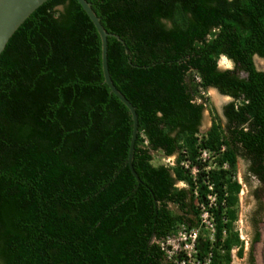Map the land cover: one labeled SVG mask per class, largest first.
Listing matches in <instances>:
<instances>
[{"label": "trees", "instance_id": "obj_1", "mask_svg": "<svg viewBox=\"0 0 264 264\" xmlns=\"http://www.w3.org/2000/svg\"><path fill=\"white\" fill-rule=\"evenodd\" d=\"M84 1L107 34L109 79L134 108L139 182L99 35L75 0H46L0 53V264H173L156 241L197 224L204 176L217 193L209 264H229L232 247L241 256L236 157L264 183V70L253 64L264 59V0ZM220 57L233 68L219 70ZM207 89L232 101L224 128L212 116L200 132ZM199 149L214 154L206 173ZM156 153L173 165H152ZM198 242L203 256L208 240Z\"/></svg>", "mask_w": 264, "mask_h": 264}, {"label": "rangeland", "instance_id": "obj_2", "mask_svg": "<svg viewBox=\"0 0 264 264\" xmlns=\"http://www.w3.org/2000/svg\"><path fill=\"white\" fill-rule=\"evenodd\" d=\"M253 64L255 68L258 70L264 69V59L254 56ZM217 68L219 70H225V69H232L233 66L230 61H228L224 57H220L217 60ZM239 75L242 76V74ZM204 96L206 98L205 101L206 109L202 113L200 132H204L209 128L212 116H215L216 121H218L221 127L224 128L226 123H225V119L221 115V108L223 105L231 102L232 99L230 97L220 95L214 89H207ZM174 159H175V155H172L170 157H163L161 154L156 153L153 155L151 163L154 166L160 164L164 166H172ZM235 171L237 173V176L238 174H241L242 177L244 178L243 181L246 186V191L243 193L241 197V202L239 207H236V219L233 224V230L236 232L237 236L238 234H241L242 237L246 236L248 240L246 239L247 245L245 247L243 246V243L241 246V251L243 248L246 249L243 257L241 259H238L233 256L232 258H233V264H246L247 252L250 246L249 240H251L252 238V230L250 228L251 219H253V217H258L260 219L259 227H262L264 229V183L258 182L257 179L248 172L246 162L239 156L236 159ZM184 186L185 185L183 183L176 184L177 188H182ZM168 208L173 213L177 212L175 207H173L170 204L168 205ZM263 232L264 231L261 230L260 235L261 234L264 235ZM259 238L260 239L258 242H262L263 239H261V236H259ZM232 249L234 252L236 247H232ZM263 250H264L263 247L258 246L256 249L254 247L253 253L257 255L259 252H262ZM259 257L261 258H259L258 261L254 260L253 264H264V258H262L264 256L261 255Z\"/></svg>", "mask_w": 264, "mask_h": 264}, {"label": "built area", "instance_id": "obj_3", "mask_svg": "<svg viewBox=\"0 0 264 264\" xmlns=\"http://www.w3.org/2000/svg\"><path fill=\"white\" fill-rule=\"evenodd\" d=\"M213 158L214 154L205 149H199L195 157L199 163L207 162V165L203 167L205 173L214 165ZM180 165L186 168L188 161H182ZM222 168H226V166L223 165ZM197 172L196 167H191L190 173L193 181H195ZM232 180L236 181L235 175L232 176ZM201 182L207 193L205 203H197V224L195 226H188L186 223L179 224L173 233L156 241L164 260L167 262L173 264H209L210 262V248L216 242L215 221L211 210L216 208L217 193L213 191L212 184L207 181V176H204ZM193 194L196 196L195 192ZM221 205H223V200ZM221 236H224V232L221 233ZM200 239H207L209 244V249L203 256H200V249L197 247Z\"/></svg>", "mask_w": 264, "mask_h": 264}, {"label": "water", "instance_id": "obj_4", "mask_svg": "<svg viewBox=\"0 0 264 264\" xmlns=\"http://www.w3.org/2000/svg\"><path fill=\"white\" fill-rule=\"evenodd\" d=\"M46 0H0V53L4 48L7 40L17 29V27L33 12L38 6H40ZM88 19L93 24L97 34L100 39V58H101V72L103 77V83L109 89V92L112 93L128 110L130 114V119L132 122L131 125V134L130 141L128 146L127 160L126 165L134 177L135 181L138 183L139 180L131 168V158L133 152V142L137 132L136 126V115L134 108L124 99V97L114 88L112 85L107 68H106V37L107 34L103 31L102 27L99 24L98 18L91 11L90 6L84 0H75ZM153 239L151 238L150 241Z\"/></svg>", "mask_w": 264, "mask_h": 264}, {"label": "crops", "instance_id": "obj_5", "mask_svg": "<svg viewBox=\"0 0 264 264\" xmlns=\"http://www.w3.org/2000/svg\"><path fill=\"white\" fill-rule=\"evenodd\" d=\"M236 159H237V157H236ZM235 168H236V165H235ZM235 177H236V184L239 186V189H238V192H237V194H236V198H237V203H236V207H239V205H240V202H241V197H242V195H243V193L246 191V186H245V184H244V181H243V177H242V175L241 174H238V176H237V173H236V171H235ZM238 196H239V198H238ZM259 223V222H258ZM260 224V223H259ZM259 224H257V228H259V230H258V232H259V235H258V237H257V240L256 241H253V239L251 238V240H249V243H250V246L249 247H251V252H252V254H251V260H253V262H252V264L254 263V260H257L258 261V259L259 258H261V257H259V256H264L263 254H264V250L262 251V252H259L257 255L256 254H254L253 253V249H254V247H255V249L259 246V247H263L264 248V235L263 234H261L260 235V231L262 230V231H264V229L262 228V227H259L260 225ZM250 228H251V230H252V237H253V229H252V227H251V223H250ZM264 233V232H263ZM259 236H261V239H263L262 240V242H258L259 241ZM239 239L241 240V241H243L242 243H243V246L245 247L246 245H247V238H246V236L245 237H242V236H239ZM247 239V240H246ZM256 245H258V246H256ZM244 249V248H243ZM242 249V252H241V256L240 257H238V259H241L242 257H243V255H244V252H245V250L246 249H244L243 250ZM235 251L236 250H234V252L232 251L231 252V261H230V263L229 264H233V256H234V254H235ZM235 257V256H234ZM235 258H237V257H235ZM262 258H264V257H262Z\"/></svg>", "mask_w": 264, "mask_h": 264}, {"label": "clouds", "instance_id": "obj_6", "mask_svg": "<svg viewBox=\"0 0 264 264\" xmlns=\"http://www.w3.org/2000/svg\"><path fill=\"white\" fill-rule=\"evenodd\" d=\"M225 58V57H224ZM226 59V58H225ZM229 61V60H228ZM264 70V69H263ZM235 175V174H234ZM180 183V182H179ZM234 224V223H233ZM239 233V232H238ZM239 236H241V234H238V239H239ZM240 240V239H239ZM240 242H241V240H240ZM241 246H242V242H241ZM236 251H235V254H234V256L235 257H237V254H236V252H237V250H238V248H236L235 249ZM233 251V249H231L230 250V261H231V252ZM242 252V251H241ZM238 258V257H237Z\"/></svg>", "mask_w": 264, "mask_h": 264}, {"label": "flooded vegetation", "instance_id": "obj_7", "mask_svg": "<svg viewBox=\"0 0 264 264\" xmlns=\"http://www.w3.org/2000/svg\"><path fill=\"white\" fill-rule=\"evenodd\" d=\"M259 223H260V220H259ZM259 223H258V224H259ZM257 233H258V235H259L258 228H257ZM251 254H252V252H251ZM248 262H249V261H248V256H247V258H246V264H249ZM252 262H253V260L251 261L250 264H252Z\"/></svg>", "mask_w": 264, "mask_h": 264}]
</instances>
